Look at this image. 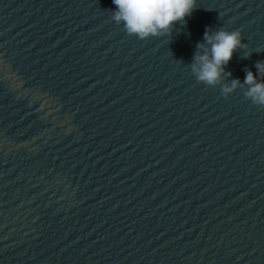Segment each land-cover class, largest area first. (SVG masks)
<instances>
[{"label": "water", "instance_id": "water-1", "mask_svg": "<svg viewBox=\"0 0 264 264\" xmlns=\"http://www.w3.org/2000/svg\"><path fill=\"white\" fill-rule=\"evenodd\" d=\"M114 10L0 0V264H264V106L190 68L225 28L224 82L257 73L264 0L144 40Z\"/></svg>", "mask_w": 264, "mask_h": 264}, {"label": "clouds", "instance_id": "clouds-1", "mask_svg": "<svg viewBox=\"0 0 264 264\" xmlns=\"http://www.w3.org/2000/svg\"><path fill=\"white\" fill-rule=\"evenodd\" d=\"M112 3L115 5L112 14L115 23L123 24L128 35L141 40L171 36L177 24L186 26V18L198 6V0H112ZM246 47L238 30L207 28L203 42L196 45L191 72L198 82L211 87L221 86L225 98L237 88L247 86L245 96L254 105L264 106V61L256 62L257 73L246 69L243 82L239 79H232L230 84L224 82L225 74L231 76V72H226V66L234 53Z\"/></svg>", "mask_w": 264, "mask_h": 264}]
</instances>
